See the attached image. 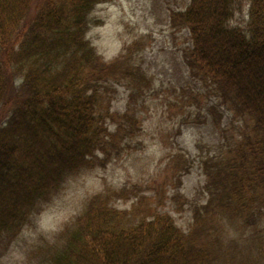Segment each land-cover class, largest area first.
<instances>
[{"label":"trees","instance_id":"trees-1","mask_svg":"<svg viewBox=\"0 0 264 264\" xmlns=\"http://www.w3.org/2000/svg\"><path fill=\"white\" fill-rule=\"evenodd\" d=\"M103 1L0 0V264L69 183L145 147L141 114L157 108L174 117L162 128L174 131L168 142L178 169L169 204L176 210L150 203L163 188L148 194L129 179L105 183L58 230L29 242L23 260L264 264V0H189L172 8L173 31H188L182 58L190 77L172 86L143 67L141 40L111 60L100 55L87 33ZM119 87L127 94L123 111L112 109ZM208 117L222 145L199 154L208 193L201 203L179 190L195 159L173 136L181 124ZM185 209L179 224L173 212Z\"/></svg>","mask_w":264,"mask_h":264},{"label":"rangeland","instance_id":"rangeland-1","mask_svg":"<svg viewBox=\"0 0 264 264\" xmlns=\"http://www.w3.org/2000/svg\"><path fill=\"white\" fill-rule=\"evenodd\" d=\"M188 3L189 0H108L100 2L93 10L96 24L91 26L87 37L92 40L105 60L116 58L127 43L141 40L142 65L148 73L169 86L187 84L190 77L182 58V47L189 44L188 31L186 28L173 31L169 12L172 8L184 9ZM248 13L249 6L247 5L241 18L247 21ZM126 96V91L119 87V95L114 100L112 109L123 111ZM219 109L221 110L222 107ZM141 115L144 125L143 138L147 140L145 147L135 149L137 151L132 152L127 159L113 163L105 170L84 175L79 180L69 183L65 190L39 214L36 226L24 232L23 239L26 242L21 239L17 240L14 248L5 257L7 264H30V259L23 260L25 250L30 249L28 243H31L42 232L50 235L49 233L58 230L65 220L77 212L83 197L102 189L105 183L118 186L124 179H129L131 182H140L137 183V190L140 193L144 190L148 194H153L157 188L161 190L163 188L164 195L156 194L155 202L152 203L154 200L152 197L150 203L153 208L157 207V211L176 210L169 204V196L174 191L175 174L178 169V166L172 162L176 149H172L168 142L174 131L166 132L162 128L170 123L168 114L157 108L149 109ZM160 116L167 121L163 123L158 119ZM168 116L174 120V117ZM227 122H229V116L223 111L220 124L225 125ZM173 138L174 143L185 154L195 159L190 169L182 174L181 183L178 184L179 190L187 198H197L204 203L208 193L203 188L205 174L198 157L201 150L212 145L216 147L222 145V138L209 117L204 122L190 121L181 124ZM212 152L214 151L210 153ZM221 153L224 155L227 151L221 149ZM164 180L167 184L162 183ZM132 199L133 197L127 201H119L118 204L121 207H128ZM188 211L185 209L173 212L178 217L179 224L187 220ZM250 247L254 250L253 244H250ZM260 263L262 259H258L257 264Z\"/></svg>","mask_w":264,"mask_h":264}]
</instances>
